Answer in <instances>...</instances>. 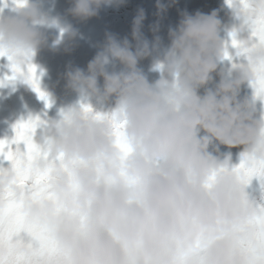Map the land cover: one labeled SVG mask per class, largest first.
Masks as SVG:
<instances>
[{"label":"clouds","instance_id":"9594fccd","mask_svg":"<svg viewBox=\"0 0 264 264\" xmlns=\"http://www.w3.org/2000/svg\"><path fill=\"white\" fill-rule=\"evenodd\" d=\"M124 2L71 0L67 12L84 21ZM176 3L156 0L157 16ZM221 8L227 22L220 9L181 10L167 45L159 21L145 37L139 8L131 39L106 33L86 67L66 69L73 102L13 125L0 152V264H264V0ZM78 35L44 0H0V82L33 89L34 65L52 108L35 57ZM148 57L152 80L139 67ZM30 118L32 154L13 139Z\"/></svg>","mask_w":264,"mask_h":264},{"label":"rangeland","instance_id":"374dc122","mask_svg":"<svg viewBox=\"0 0 264 264\" xmlns=\"http://www.w3.org/2000/svg\"><path fill=\"white\" fill-rule=\"evenodd\" d=\"M71 0H44L45 8L54 16H60L65 22L71 23L79 30V35L72 43L69 50L61 45L58 49L51 47L42 48L35 57L38 65L37 72L43 71L41 87L52 92L56 96V104L50 109H45L44 102L38 94L29 86L20 81L0 83V139H10L14 135L13 125L21 118H28L29 115H39L42 111H47L49 115H54L57 108L61 105L73 102L76 94L65 87L64 73L69 66L86 67L87 62L95 55L100 44L105 40L106 33L116 34L123 38L128 36L132 28L133 18L142 4V0H125L122 5H112L102 7L99 15L88 20L81 21L68 14L67 9ZM166 2V0H165ZM180 2H184L180 4ZM223 0H177V3L168 8L160 17L158 35L162 37L163 43L167 45L166 36L168 28L172 24L178 23L180 19L177 11L186 10L195 13V8L204 13H209L213 9L221 8ZM181 8V10L177 8ZM148 9L155 12L156 0H150ZM220 17L227 22L223 9L220 10ZM143 21L142 31L145 37L151 41L153 39L152 26L157 23L149 22L148 13ZM148 17V18H147ZM55 31L52 30V35ZM51 44V35L49 38ZM151 57L143 59L142 70L148 75L149 79H155L157 74L151 72ZM6 75H10L5 58H0V80ZM218 79V78H217ZM202 91V90H201ZM222 151H229L221 146ZM233 154V161H238L239 149L230 150Z\"/></svg>","mask_w":264,"mask_h":264},{"label":"snow or ice","instance_id":"6c2138e0","mask_svg":"<svg viewBox=\"0 0 264 264\" xmlns=\"http://www.w3.org/2000/svg\"><path fill=\"white\" fill-rule=\"evenodd\" d=\"M17 71H20V70L17 69L15 66H13V72L15 73ZM28 73L30 74L29 83H31L33 89L38 93L41 99H46V93L43 92V90L40 88V85H39V77L36 75V67L34 65H29ZM36 119H38V117ZM34 124H35V121L30 118L27 121L22 120L15 125L16 135L13 139L15 142L24 141L25 144L27 145V151L29 154L39 152L38 146L32 142L31 135H30L31 131L34 128ZM8 143L9 141L7 139L0 140V152H2L4 145ZM11 156H12L11 152L7 153L8 158H11ZM13 227L20 228V227H23V224L19 220H17L13 224Z\"/></svg>","mask_w":264,"mask_h":264}]
</instances>
